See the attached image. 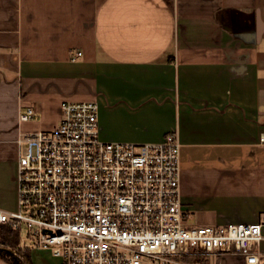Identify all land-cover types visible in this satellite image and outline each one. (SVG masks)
<instances>
[{
  "label": "crops",
  "instance_id": "0c3cea01",
  "mask_svg": "<svg viewBox=\"0 0 264 264\" xmlns=\"http://www.w3.org/2000/svg\"><path fill=\"white\" fill-rule=\"evenodd\" d=\"M63 101L96 102L107 142L159 143L176 132L193 225L260 220L264 0H0V210H17L20 134L55 128ZM29 106L41 117L22 124ZM255 251L264 264V228ZM31 255L60 264L45 250Z\"/></svg>",
  "mask_w": 264,
  "mask_h": 264
},
{
  "label": "built area",
  "instance_id": "2783aa9c",
  "mask_svg": "<svg viewBox=\"0 0 264 264\" xmlns=\"http://www.w3.org/2000/svg\"><path fill=\"white\" fill-rule=\"evenodd\" d=\"M83 56L74 52L72 61ZM59 124L18 138L17 210L9 224L60 264H186L194 256L235 254L259 264L264 213L252 224L196 226L181 197V143L176 132L159 143L107 142L99 105L63 101ZM33 107L23 124L38 121ZM264 146V134L259 138Z\"/></svg>",
  "mask_w": 264,
  "mask_h": 264
},
{
  "label": "trees",
  "instance_id": "16d2710c",
  "mask_svg": "<svg viewBox=\"0 0 264 264\" xmlns=\"http://www.w3.org/2000/svg\"><path fill=\"white\" fill-rule=\"evenodd\" d=\"M0 231V260L8 264H33L31 248L21 245L20 232L9 224L1 225Z\"/></svg>",
  "mask_w": 264,
  "mask_h": 264
},
{
  "label": "rangeland",
  "instance_id": "374dc122",
  "mask_svg": "<svg viewBox=\"0 0 264 264\" xmlns=\"http://www.w3.org/2000/svg\"><path fill=\"white\" fill-rule=\"evenodd\" d=\"M27 131H31V130H27ZM21 245L23 247H31L32 246V240L29 238L28 232L25 229L21 233ZM190 263H193V262H190Z\"/></svg>",
  "mask_w": 264,
  "mask_h": 264
},
{
  "label": "water",
  "instance_id": "95a60500",
  "mask_svg": "<svg viewBox=\"0 0 264 264\" xmlns=\"http://www.w3.org/2000/svg\"><path fill=\"white\" fill-rule=\"evenodd\" d=\"M7 250L11 251L10 249H7Z\"/></svg>",
  "mask_w": 264,
  "mask_h": 264
}]
</instances>
